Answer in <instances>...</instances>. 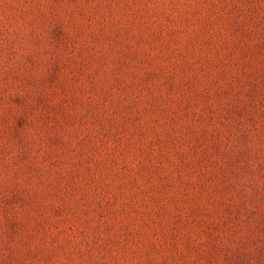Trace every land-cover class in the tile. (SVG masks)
Returning <instances> with one entry per match:
<instances>
[{"label": "rangeland", "instance_id": "rangeland-1", "mask_svg": "<svg viewBox=\"0 0 264 264\" xmlns=\"http://www.w3.org/2000/svg\"><path fill=\"white\" fill-rule=\"evenodd\" d=\"M0 264H264V0H0Z\"/></svg>", "mask_w": 264, "mask_h": 264}]
</instances>
